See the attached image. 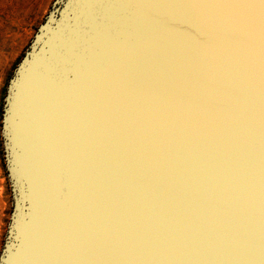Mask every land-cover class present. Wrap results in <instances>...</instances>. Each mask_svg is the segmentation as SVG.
Here are the masks:
<instances>
[{"label": "water", "instance_id": "95a60500", "mask_svg": "<svg viewBox=\"0 0 264 264\" xmlns=\"http://www.w3.org/2000/svg\"><path fill=\"white\" fill-rule=\"evenodd\" d=\"M1 134L0 264H264V0H54Z\"/></svg>", "mask_w": 264, "mask_h": 264}, {"label": "rangeland", "instance_id": "374dc122", "mask_svg": "<svg viewBox=\"0 0 264 264\" xmlns=\"http://www.w3.org/2000/svg\"><path fill=\"white\" fill-rule=\"evenodd\" d=\"M53 2L54 0H0V253L13 208L1 134L4 98L10 78L39 26L46 19Z\"/></svg>", "mask_w": 264, "mask_h": 264}]
</instances>
